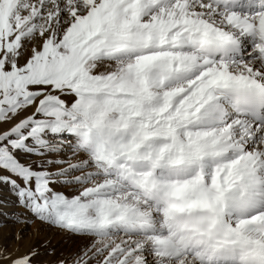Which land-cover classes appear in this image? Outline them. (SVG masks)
Returning <instances> with one entry per match:
<instances>
[{
	"label": "snow or ice",
	"instance_id": "obj_1",
	"mask_svg": "<svg viewBox=\"0 0 264 264\" xmlns=\"http://www.w3.org/2000/svg\"><path fill=\"white\" fill-rule=\"evenodd\" d=\"M0 124L54 264H264V0H0Z\"/></svg>",
	"mask_w": 264,
	"mask_h": 264
},
{
	"label": "rangeland",
	"instance_id": "obj_2",
	"mask_svg": "<svg viewBox=\"0 0 264 264\" xmlns=\"http://www.w3.org/2000/svg\"><path fill=\"white\" fill-rule=\"evenodd\" d=\"M10 127L9 124H0V131ZM71 149L59 155L60 159L68 160ZM25 160H40L42 157H25ZM80 157H73L72 162ZM0 175H10L0 170ZM15 179V177H13ZM62 191L71 195V188H62ZM85 241L66 232L52 227L35 219L30 212L19 205L17 198L12 194L9 186L0 183V250L10 255V259L0 256V264H11V258L36 248L39 255L34 258V264H54L58 258L75 251Z\"/></svg>",
	"mask_w": 264,
	"mask_h": 264
}]
</instances>
